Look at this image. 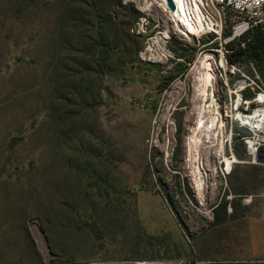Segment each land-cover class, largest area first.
<instances>
[{
    "label": "rangeland",
    "instance_id": "rangeland-1",
    "mask_svg": "<svg viewBox=\"0 0 264 264\" xmlns=\"http://www.w3.org/2000/svg\"><path fill=\"white\" fill-rule=\"evenodd\" d=\"M233 25L228 14L220 34L193 37L155 0H0V264L234 253L242 217L264 204V164L247 163L231 110L240 82L246 101L264 94V56L230 63L226 45L256 31L232 39ZM205 62L223 122L195 148L198 189L189 82Z\"/></svg>",
    "mask_w": 264,
    "mask_h": 264
},
{
    "label": "bare ground",
    "instance_id": "bare-ground-1",
    "mask_svg": "<svg viewBox=\"0 0 264 264\" xmlns=\"http://www.w3.org/2000/svg\"><path fill=\"white\" fill-rule=\"evenodd\" d=\"M138 6L143 8L146 3V0H134ZM160 4L161 7L165 8L170 16L172 17L175 24L178 25L180 31L193 36L200 37L207 30L217 27L219 33V25L217 22H214L212 19L206 16L203 11L204 2L203 0H155ZM148 52V51H147ZM150 52V51H149ZM217 82L216 69L213 64L205 62L203 65L199 66L195 72H193L192 78L189 82L191 94H190V103L192 105L190 114L193 116L195 123L196 133L199 135L195 136L192 139V148L189 151V157L192 159L193 167L191 168L190 174L193 178L194 185L201 189L203 185V175L200 171L198 157L196 154L195 148L204 141L208 140L214 131H217L221 128L223 118L220 114L218 107L219 95H217L215 88ZM238 88L236 91H239ZM236 96L237 93H233ZM257 98L253 101L256 103V107L249 113L240 112L237 108L240 101L235 107L231 110L234 113V118L237 122L242 123L243 126L251 129L260 131L264 129V95H258ZM234 100V102H236ZM242 126V127H243ZM194 143V145H193ZM191 144V142H190ZM219 149L223 150V144L219 146ZM236 160L234 157L231 159L222 157V161L219 163H225L226 171L231 169L233 163ZM135 264H144L142 262H137ZM146 264H157V263H146Z\"/></svg>",
    "mask_w": 264,
    "mask_h": 264
},
{
    "label": "built area",
    "instance_id": "built-area-1",
    "mask_svg": "<svg viewBox=\"0 0 264 264\" xmlns=\"http://www.w3.org/2000/svg\"><path fill=\"white\" fill-rule=\"evenodd\" d=\"M204 8L203 11L207 17L212 19L214 22H219V29L221 33V21H225L228 14L231 15L234 21L232 27L231 38H240L254 30H258L264 33V0H203ZM213 33L214 32H205ZM219 33V34H220ZM218 34V35H219ZM217 35V34H216ZM240 90V101L237 108L240 112H248L249 105L254 104L253 101L256 96L250 100V102L241 94V91L246 89L248 85L240 82L237 86ZM236 87V88H237ZM235 88V90H236ZM237 88V89H238ZM264 95V94H262ZM237 122V121H236ZM239 125L243 126L242 123L237 122ZM245 127V126H243ZM249 135L243 139L245 145V153L247 156V163L249 164H264V129L257 131L251 130L245 127ZM229 157H234L231 151L230 142H228ZM158 264V263H157ZM160 264V263H159ZM175 264H211L207 260H185L179 261Z\"/></svg>",
    "mask_w": 264,
    "mask_h": 264
},
{
    "label": "crops",
    "instance_id": "crops-1",
    "mask_svg": "<svg viewBox=\"0 0 264 264\" xmlns=\"http://www.w3.org/2000/svg\"><path fill=\"white\" fill-rule=\"evenodd\" d=\"M255 207L242 217V234L231 243L236 246L234 253L207 261L211 264H264V204Z\"/></svg>",
    "mask_w": 264,
    "mask_h": 264
},
{
    "label": "trees",
    "instance_id": "trees-1",
    "mask_svg": "<svg viewBox=\"0 0 264 264\" xmlns=\"http://www.w3.org/2000/svg\"><path fill=\"white\" fill-rule=\"evenodd\" d=\"M226 48L231 52L226 57L230 63H236L241 58H247L250 60H259L264 56V33L256 30L252 39L245 43L244 49L240 48L238 44L228 43ZM219 208L214 209L216 218L219 217ZM228 215L226 212H222L221 220H226Z\"/></svg>",
    "mask_w": 264,
    "mask_h": 264
}]
</instances>
